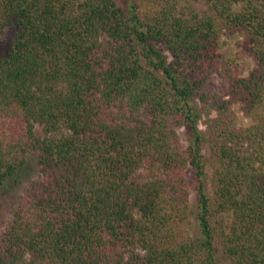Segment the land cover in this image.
Wrapping results in <instances>:
<instances>
[{
  "label": "trees",
  "instance_id": "trees-1",
  "mask_svg": "<svg viewBox=\"0 0 264 264\" xmlns=\"http://www.w3.org/2000/svg\"><path fill=\"white\" fill-rule=\"evenodd\" d=\"M178 1L0 0V184L30 152L39 171L0 264H264V0ZM232 34L244 77L220 53ZM214 73L222 94L203 93Z\"/></svg>",
  "mask_w": 264,
  "mask_h": 264
},
{
  "label": "rangeland",
  "instance_id": "rangeland-1",
  "mask_svg": "<svg viewBox=\"0 0 264 264\" xmlns=\"http://www.w3.org/2000/svg\"><path fill=\"white\" fill-rule=\"evenodd\" d=\"M203 4L197 3L192 0H179L177 4L178 12H183L185 15L189 16L191 14H201L205 10ZM243 37L241 35H223L220 40V53L223 59L228 64L233 75L237 77L247 76L249 71L255 65V59L252 55L247 53L242 46ZM222 77L217 73H214L211 79L204 85L202 92L208 95L212 93L222 94ZM206 99L197 100V109L200 112V120L198 121L199 129L207 134V122L213 116V112L209 109ZM209 107V108H208ZM233 110L236 115V124L238 127L246 126L250 122L249 118L246 117L240 108L239 103L233 104ZM178 134L183 145L188 143V133L183 127L178 128ZM204 154L206 158L209 157V145L204 148ZM206 173L208 175V186L207 192L212 195V190L210 187V177H211V167L209 162L206 163ZM39 171L36 166V153L30 152L27 156V161L25 165L20 168L17 175L14 177L7 178L2 184H0V231L4 229L7 222L12 217V212L17 205L19 199L22 197L25 188L27 187L29 181L38 176ZM192 209H195L194 194L191 193L190 201ZM188 233L191 236H196L197 227L195 216L191 217V224L188 227ZM220 262H224L226 259L223 254L219 253Z\"/></svg>",
  "mask_w": 264,
  "mask_h": 264
}]
</instances>
